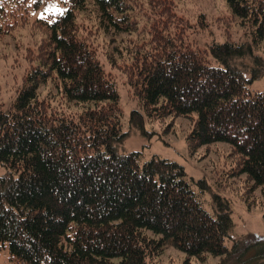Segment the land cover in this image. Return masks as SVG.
Instances as JSON below:
<instances>
[{
    "label": "trees",
    "instance_id": "obj_1",
    "mask_svg": "<svg viewBox=\"0 0 264 264\" xmlns=\"http://www.w3.org/2000/svg\"><path fill=\"white\" fill-rule=\"evenodd\" d=\"M224 1L248 44L227 39L199 47L179 34L170 0H63L64 13L37 19L47 41L9 107L0 109V249L11 262L149 264L167 247L198 260L252 250L232 240L226 198L213 197L212 215L184 167L120 152L127 134L118 84L78 21L90 5L100 25L117 33L136 32L137 13L154 19L150 40L130 52L127 81L141 107L131 112V127L143 131L146 120L188 118L189 149L228 144L236 175L258 188L264 186V91L250 86L262 74L252 69L247 77L236 62L264 43V0ZM42 2L0 0V37ZM51 82L66 102L85 109L67 115L53 108L40 95ZM205 183L199 185L208 190ZM259 247L264 257V240Z\"/></svg>",
    "mask_w": 264,
    "mask_h": 264
},
{
    "label": "rangeland",
    "instance_id": "obj_2",
    "mask_svg": "<svg viewBox=\"0 0 264 264\" xmlns=\"http://www.w3.org/2000/svg\"><path fill=\"white\" fill-rule=\"evenodd\" d=\"M170 1L174 24L182 30L179 34L198 42L199 47L217 41L224 43L227 39L249 43L248 38L244 37L243 28L232 17L224 0ZM65 10L63 0H43L41 8L30 12L23 25L10 29L9 33L0 37V109L6 110L9 107L25 75L37 64L34 60L40 56L47 41L48 35L37 24V19L57 16ZM141 10L137 4L136 11ZM137 15L136 32L132 33L104 29L93 5L78 15L79 25L96 48L98 58L118 84L123 131L127 134L120 152H141L142 162L157 156L184 167L188 179L194 181L195 191H203L201 199L206 211L214 215L215 195L230 202L234 223L232 240L244 241L252 249L240 258L239 254H233L229 257L205 256L198 260L167 247L160 255L150 259L149 264H264L263 254L258 251L264 240V186L254 187L246 176L236 175V158L231 154V147L225 143H216L201 147L193 153L187 143L192 130V121L188 118L146 120L143 131L131 127V112L141 111V107L133 99L127 81L126 73L132 56L130 52H134L137 45L141 46L150 40L149 33L154 25V19H150L148 14ZM236 63L247 77H250V70L258 69L262 76L250 88L263 92L264 43L254 48L253 57L240 59ZM40 95L50 101L53 108L67 115H78L85 109L84 105L66 102L52 82L41 88ZM4 173L5 169L0 165V175ZM200 182H206L208 190H203ZM228 245L231 247L232 243ZM0 264H14L7 249H0Z\"/></svg>",
    "mask_w": 264,
    "mask_h": 264
}]
</instances>
